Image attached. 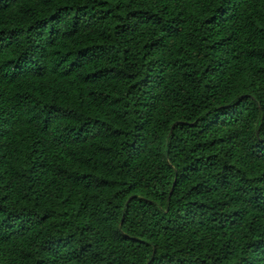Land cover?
Masks as SVG:
<instances>
[{"label": "trees", "instance_id": "trees-1", "mask_svg": "<svg viewBox=\"0 0 264 264\" xmlns=\"http://www.w3.org/2000/svg\"><path fill=\"white\" fill-rule=\"evenodd\" d=\"M0 264H264V0H0Z\"/></svg>", "mask_w": 264, "mask_h": 264}]
</instances>
